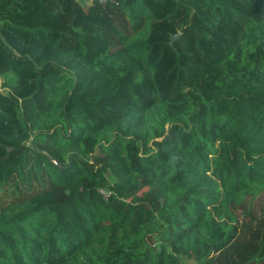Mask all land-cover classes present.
<instances>
[{"label":"trees","instance_id":"16d2710c","mask_svg":"<svg viewBox=\"0 0 264 264\" xmlns=\"http://www.w3.org/2000/svg\"><path fill=\"white\" fill-rule=\"evenodd\" d=\"M0 264H264V0H0Z\"/></svg>","mask_w":264,"mask_h":264},{"label":"rangeland","instance_id":"374dc122","mask_svg":"<svg viewBox=\"0 0 264 264\" xmlns=\"http://www.w3.org/2000/svg\"><path fill=\"white\" fill-rule=\"evenodd\" d=\"M110 4H108V7ZM111 12L113 15L115 9L113 10V5H111ZM118 17V16H116ZM256 101L261 102V99L257 96L253 97ZM246 102L249 101L248 98H244ZM229 107L231 108L232 113H239V115L243 114L244 110L240 107V102L238 100H234L233 104H230ZM233 136L235 138V142L232 145V149L238 150L239 153H242L244 156L247 154H253L255 151V147L260 145L261 137H257L254 133H251L249 130H244L243 127H238L236 130L232 131ZM242 145V146H240ZM248 157V156H247ZM105 197H108L109 194L105 193Z\"/></svg>","mask_w":264,"mask_h":264},{"label":"water","instance_id":"95a60500","mask_svg":"<svg viewBox=\"0 0 264 264\" xmlns=\"http://www.w3.org/2000/svg\"><path fill=\"white\" fill-rule=\"evenodd\" d=\"M179 36H174L172 39H171V42H173L174 40H176Z\"/></svg>","mask_w":264,"mask_h":264},{"label":"built area","instance_id":"2783aa9c","mask_svg":"<svg viewBox=\"0 0 264 264\" xmlns=\"http://www.w3.org/2000/svg\"><path fill=\"white\" fill-rule=\"evenodd\" d=\"M103 195H105V192H102Z\"/></svg>","mask_w":264,"mask_h":264}]
</instances>
